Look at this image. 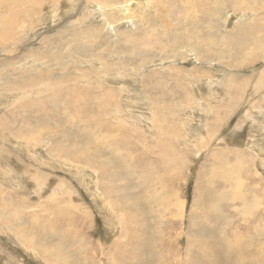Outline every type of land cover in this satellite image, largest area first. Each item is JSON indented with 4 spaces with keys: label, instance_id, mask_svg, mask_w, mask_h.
I'll use <instances>...</instances> for the list:
<instances>
[{
    "label": "rangeland",
    "instance_id": "rangeland-1",
    "mask_svg": "<svg viewBox=\"0 0 264 264\" xmlns=\"http://www.w3.org/2000/svg\"><path fill=\"white\" fill-rule=\"evenodd\" d=\"M261 44L264 0H0V264H264Z\"/></svg>",
    "mask_w": 264,
    "mask_h": 264
},
{
    "label": "bare ground",
    "instance_id": "bare-ground-1",
    "mask_svg": "<svg viewBox=\"0 0 264 264\" xmlns=\"http://www.w3.org/2000/svg\"><path fill=\"white\" fill-rule=\"evenodd\" d=\"M91 2V1H90ZM91 5V4H90ZM94 8H96L95 6H93ZM92 8V7H91ZM99 11V10H98ZM111 21V20H110ZM111 23V22H110ZM109 23V24H110ZM253 29H254V27L253 26H249L247 29H246V31H244L241 35H239V38H240V40L242 41V42H244V40H245V38H246V36L245 35H247L246 33H251L252 31H253ZM241 42V43H242ZM263 48H264V45L263 44H261V45H259L257 48H256V50H255V52L253 53V55H258V50H259V54H260V52L263 50ZM253 58H255V57H253ZM72 94V93H71ZM73 98H75V99H73ZM72 102H76V97H75V95L74 94H72V99H70ZM224 151H226V150H224ZM223 152V151H222ZM226 153H227V151H226ZM223 154V153H222ZM218 155V154H217ZM229 155V154H228ZM221 156V155H220ZM220 158V157H219ZM230 160H232V162L229 164V165H227L226 167H224L225 169H227L228 170V175L230 176V183L231 184H233V183H238L241 179L240 178H238V175H240L239 173H240V171H239V169L241 168V167H236V168H232L233 167V164H237L238 165V163L239 164H241L240 163V160H242V158H241V156H240V154L238 153V152H236L235 151V153H233L232 152V154L230 155V157H228ZM226 165V164H225ZM231 170H235L234 172L233 171H231ZM240 179V180H239ZM243 182V181H242ZM230 184V185H231ZM242 185V184H241ZM232 187H233V185H232ZM237 187H239V186H237ZM223 194V193H222ZM217 195V194H216ZM216 195L214 196V198H213V204H211V207H210V209H209V211H210V213L212 214V215H214L215 217L217 216V215H219V213L220 212H215V211H217L218 210V207H221V206H223V204H222V202L224 201V197L222 196V197H219V198H215L216 197ZM219 195V194H218ZM227 199V198H226ZM228 202H230L229 200H228ZM226 203V202H225ZM214 204H216L214 207L212 206V205H214ZM244 214V213H243ZM213 216V217H214ZM222 218H220V220H221ZM225 241V240H224ZM223 244V243H222ZM61 250V249H60ZM59 251V250H58ZM61 253H63V252H61ZM55 254V253H54ZM53 255V254H52ZM57 256H59V255H57ZM56 256V257H57ZM65 256V255H64ZM214 257H215V255H213ZM215 259H216V257H215ZM217 264V263H216Z\"/></svg>",
    "mask_w": 264,
    "mask_h": 264
}]
</instances>
